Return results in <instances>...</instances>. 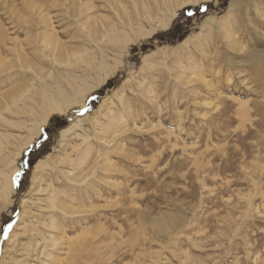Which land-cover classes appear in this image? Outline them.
Segmentation results:
<instances>
[{
    "label": "rangeland",
    "instance_id": "1",
    "mask_svg": "<svg viewBox=\"0 0 264 264\" xmlns=\"http://www.w3.org/2000/svg\"><path fill=\"white\" fill-rule=\"evenodd\" d=\"M208 2L207 15L176 10L167 29L178 19L186 35L174 44L155 37L167 29L113 41L110 0H0V61L34 65L0 74V131L26 137L15 122L31 130L44 117L35 94L16 102L13 87L46 85L58 99L55 79L70 83L50 116L65 127L41 140L48 120L14 165L0 163L13 189L0 195V226L18 213L9 238L0 233V264H264V16L249 12L257 33L245 15L254 0L236 11L235 0ZM45 33L68 52H40ZM102 60L116 66L94 87Z\"/></svg>",
    "mask_w": 264,
    "mask_h": 264
},
{
    "label": "bare ground",
    "instance_id": "2",
    "mask_svg": "<svg viewBox=\"0 0 264 264\" xmlns=\"http://www.w3.org/2000/svg\"><path fill=\"white\" fill-rule=\"evenodd\" d=\"M76 1L80 2V0H75V2ZM110 1L112 3H114V5L111 6V9H112L114 16L116 18V22L108 20V17H104L105 18L104 20L107 23V25L104 26V28H105L104 30H105V33L107 35H110V34L113 35L112 39H113V41H116V43H120V38H121V40L127 39L129 37V33H131V32L136 37L137 36L148 37V36H151L152 33H154L158 29L166 30L170 26V24L172 23V20L175 18L176 10L183 7L187 3V0H128L127 3H122L121 2L122 0H110ZM238 1L239 0H235V2L230 5V8L235 10V11H236V9H239L238 8L239 5L237 4ZM262 2H264V0H254V2H251L249 4V7L245 8V15L248 18L247 23H249V25L252 27V29L254 31H256L257 33H258V29L254 26V22L252 21L253 19L250 18L249 12L256 13L258 18H263L264 14H262L260 12V10L262 9ZM79 10H80V4H78V6L76 7L75 13L78 14ZM89 10H91L90 4H88L85 8V11H89ZM156 12H163V13L167 12V14H165L161 18V15L157 16ZM231 14H232V18L237 19V15L235 12H233ZM159 18H160V20H159ZM99 20H101V19H99ZM102 20H101V23H102ZM155 20H157V22H156L157 24L153 25L150 28V30L145 31V32L142 30L143 26H145L143 22H147V24H149V21H151L153 23V22H155ZM229 22H230V20H229ZM205 24H207L211 27L216 26L213 17H209L205 21ZM228 24H229L228 29L230 28L232 30L228 36L230 38L235 39L236 33L233 30L239 28L240 23L234 25L235 23L231 22ZM102 25H103V23H102ZM220 28L222 29V31L224 30L223 27H220ZM223 34H225V33H223ZM259 36H261V38H262V35H259ZM229 43L232 44V42H229ZM41 44H42V49L40 50V52H42V53L45 52L44 54H46V53L50 54V55L54 56V59H55V55H57L58 52H62V51L68 52V48H65L64 45L60 44L56 38L52 39V37H49L47 33L44 34V38H43V41ZM236 45H237L236 48L230 47V49L234 50L238 54H244L246 51H248L245 44H243L241 42H236ZM59 48H61V50H59ZM249 52L251 53V55L256 54V50H254V49L253 50L250 49ZM21 54H23V53H21ZM23 58L24 57L17 58L12 63H5V62L0 61V74H3L4 72L9 71L11 68H13L15 66L26 65L27 69H30V66H34L32 64V62H30V61L29 62H26V61L22 62ZM214 62H215V59H214L213 63ZM228 62H230V64L236 63L234 61H228ZM101 65L103 66L104 72L102 74V78L98 80V82L95 84L94 87H98L101 85V83H104L105 80L107 79V77L113 73L115 66H116V64H114L113 67L108 68L105 65V62H103V60L101 61ZM38 70L41 71L40 69H38ZM10 77H11V75H9L7 78H10ZM41 82L44 83L45 81L43 79H41ZM55 84H56L57 91H58V97H59L58 99H61V101H64V98L66 97L65 95H66L68 87L70 86V83L68 84L67 87L63 88V87H61L60 81L58 79H55ZM12 92H13V94L11 96L14 98V100L18 99L16 102H20L21 99H25L27 97L32 100L33 96L35 94L37 101L42 106L41 111L44 114V117H43L42 121L37 123L36 127H34L35 131H34V128H32L31 130L28 129L27 125H25L26 124L25 121H18V123L15 122V127L19 128L21 131L28 132V136H26V137H20L18 139L16 137L18 135L13 134L10 131H6L5 132L6 134L0 131V153H1L0 163L2 165H10V166H12L16 163V161L19 158V156L21 155L22 151L24 149H26L31 144V142L35 136L37 137V135L39 134L40 127L46 125L50 116L52 114L59 115L64 110V108L61 107V105L59 104L58 99L56 97H54L56 99L55 100L53 97L50 96L51 90L48 89V87L46 85H43L41 87L40 91H36L35 86H33V87L26 86V87L22 88V86L16 85L15 87H13ZM25 96H27V97H25ZM83 100H84V98H83ZM238 106L241 107V109L243 107L245 108V106L242 107V104H240V103ZM237 109H240V108H237ZM25 112H26V114H27V112L32 114V109L29 108V111H26V109H25ZM246 112H248V111H246ZM237 113L238 112L236 111L235 114H237ZM238 116L241 117V119H240L241 122H242V120L243 121L246 120V118L248 117V115L246 113H244L243 115L239 114ZM0 120L7 121L2 116H0ZM6 125H12V124L7 123ZM73 128H74V125L70 129H73ZM65 131L68 132V129H66ZM15 142L17 143L16 145L14 144ZM11 146H13L17 150L16 154H12L11 152H9V148ZM11 174H12L11 171L8 173L0 171V195H2V196H7V194L13 192V189L11 187Z\"/></svg>",
    "mask_w": 264,
    "mask_h": 264
},
{
    "label": "snow or ice",
    "instance_id": "3",
    "mask_svg": "<svg viewBox=\"0 0 264 264\" xmlns=\"http://www.w3.org/2000/svg\"><path fill=\"white\" fill-rule=\"evenodd\" d=\"M224 3H227V0H224ZM212 7V4L208 2V0H187V6L185 8V14L189 18L196 17L197 14L203 13L204 15H207L209 12V9ZM95 99V97H92ZM90 109L88 107H85L82 110L83 114L84 112H88ZM25 167H27L28 162L22 161L21 162ZM22 173L20 171L15 173V176L13 177V185L18 186L19 179ZM7 209H0V213H6ZM13 216L9 217L7 220L3 222V225L0 226V233H2L4 240H7L9 238V234L13 231L14 226L17 223V220L13 217H18V213L15 212V210H12Z\"/></svg>",
    "mask_w": 264,
    "mask_h": 264
},
{
    "label": "trees",
    "instance_id": "4",
    "mask_svg": "<svg viewBox=\"0 0 264 264\" xmlns=\"http://www.w3.org/2000/svg\"><path fill=\"white\" fill-rule=\"evenodd\" d=\"M185 8L181 11V13L179 15L180 18L187 17V15L185 14ZM187 18L189 19V17H187ZM182 27H183V25L177 19L174 21V23H173V25L169 31H167L165 33H161L155 37L158 39H161V40H163V39L174 40V44H175L176 42H180L186 35L185 34L186 32L182 31ZM109 83L110 82H108L107 85ZM65 124H66V119L64 117L52 116L49 119V126L44 129V133L41 136V140L43 139L45 134H50L51 132H55L57 130H60L63 127H65ZM34 152H33V150L29 151L31 158L29 159L28 164H27L28 168L32 167L34 165V162L38 159V158L33 156L35 154Z\"/></svg>",
    "mask_w": 264,
    "mask_h": 264
},
{
    "label": "water",
    "instance_id": "5",
    "mask_svg": "<svg viewBox=\"0 0 264 264\" xmlns=\"http://www.w3.org/2000/svg\"><path fill=\"white\" fill-rule=\"evenodd\" d=\"M169 29H167L166 31H168Z\"/></svg>",
    "mask_w": 264,
    "mask_h": 264
}]
</instances>
